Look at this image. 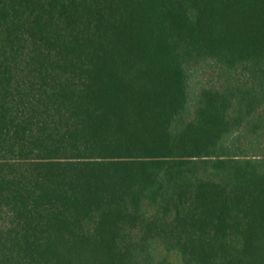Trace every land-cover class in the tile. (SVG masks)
<instances>
[{"label":"trees","instance_id":"1","mask_svg":"<svg viewBox=\"0 0 264 264\" xmlns=\"http://www.w3.org/2000/svg\"><path fill=\"white\" fill-rule=\"evenodd\" d=\"M154 244L264 264V0H0V264Z\"/></svg>","mask_w":264,"mask_h":264},{"label":"rangeland","instance_id":"2","mask_svg":"<svg viewBox=\"0 0 264 264\" xmlns=\"http://www.w3.org/2000/svg\"><path fill=\"white\" fill-rule=\"evenodd\" d=\"M217 68L194 67L189 81V92L191 94L198 90L200 84L211 85L218 84L221 80L217 77ZM154 261L161 258L167 259L174 264L180 263V255L176 250H167L160 244H154L150 250Z\"/></svg>","mask_w":264,"mask_h":264}]
</instances>
